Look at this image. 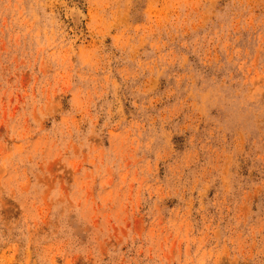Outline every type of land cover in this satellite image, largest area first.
Here are the masks:
<instances>
[{
	"label": "rangeland",
	"instance_id": "obj_1",
	"mask_svg": "<svg viewBox=\"0 0 264 264\" xmlns=\"http://www.w3.org/2000/svg\"><path fill=\"white\" fill-rule=\"evenodd\" d=\"M0 264H264V0H0Z\"/></svg>",
	"mask_w": 264,
	"mask_h": 264
}]
</instances>
